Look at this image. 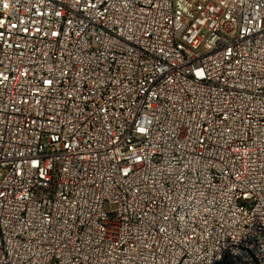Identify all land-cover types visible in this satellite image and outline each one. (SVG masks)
<instances>
[{"label":"built area","instance_id":"2783aa9c","mask_svg":"<svg viewBox=\"0 0 264 264\" xmlns=\"http://www.w3.org/2000/svg\"><path fill=\"white\" fill-rule=\"evenodd\" d=\"M0 264H264V0H0Z\"/></svg>","mask_w":264,"mask_h":264}]
</instances>
